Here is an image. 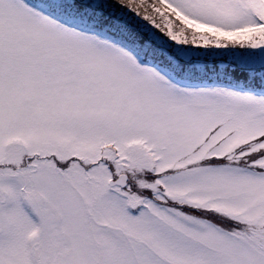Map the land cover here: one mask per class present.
Masks as SVG:
<instances>
[{
  "label": "snow or ice",
  "instance_id": "1",
  "mask_svg": "<svg viewBox=\"0 0 264 264\" xmlns=\"http://www.w3.org/2000/svg\"><path fill=\"white\" fill-rule=\"evenodd\" d=\"M0 264H264V0H0Z\"/></svg>",
  "mask_w": 264,
  "mask_h": 264
}]
</instances>
